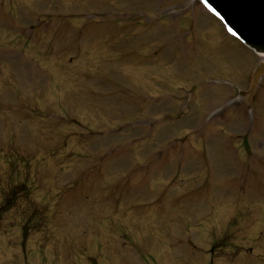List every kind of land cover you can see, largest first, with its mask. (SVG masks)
<instances>
[{"label":"rangeland","instance_id":"1","mask_svg":"<svg viewBox=\"0 0 264 264\" xmlns=\"http://www.w3.org/2000/svg\"><path fill=\"white\" fill-rule=\"evenodd\" d=\"M260 64L198 0H0V264H264Z\"/></svg>","mask_w":264,"mask_h":264},{"label":"water","instance_id":"2","mask_svg":"<svg viewBox=\"0 0 264 264\" xmlns=\"http://www.w3.org/2000/svg\"><path fill=\"white\" fill-rule=\"evenodd\" d=\"M201 1L227 31L244 45L236 40L248 53L257 54L264 58V0ZM262 77H264V64L256 67L250 90L247 93H241V96L246 95L251 98Z\"/></svg>","mask_w":264,"mask_h":264},{"label":"trees","instance_id":"3","mask_svg":"<svg viewBox=\"0 0 264 264\" xmlns=\"http://www.w3.org/2000/svg\"><path fill=\"white\" fill-rule=\"evenodd\" d=\"M9 200V199H8ZM8 208L7 206V202L1 204L0 206V214L5 212V210ZM32 219V218H31ZM28 222L29 220L26 222H24L25 224L23 225L22 227V237H23V240H26L28 238V235H29V232H28V229H29V225H28Z\"/></svg>","mask_w":264,"mask_h":264},{"label":"bare ground","instance_id":"4","mask_svg":"<svg viewBox=\"0 0 264 264\" xmlns=\"http://www.w3.org/2000/svg\"><path fill=\"white\" fill-rule=\"evenodd\" d=\"M262 58V57H261ZM262 60L264 61V58H262Z\"/></svg>","mask_w":264,"mask_h":264}]
</instances>
